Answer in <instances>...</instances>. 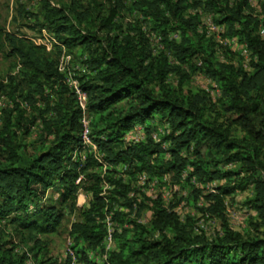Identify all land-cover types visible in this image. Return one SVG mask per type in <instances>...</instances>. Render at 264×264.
<instances>
[{
	"label": "trees",
	"instance_id": "16d2710c",
	"mask_svg": "<svg viewBox=\"0 0 264 264\" xmlns=\"http://www.w3.org/2000/svg\"><path fill=\"white\" fill-rule=\"evenodd\" d=\"M80 2L71 0L69 6H54L50 0H41L35 24L39 31L53 33L67 47L82 45L90 54L86 61L89 72L79 77L78 84L86 94L85 111L92 116L91 136L107 164L105 171H110L108 165L122 163L130 174H167L178 182L225 179V184L215 187L216 192L193 190L196 198H204L201 209L221 219L223 231L209 239L184 230L177 213L156 201L149 226L160 232L158 239L142 238L143 225L134 223L136 231L130 241L129 229L122 228L118 234L115 226L112 236L119 238L118 246L106 250L102 241L107 235L105 219L110 210L104 208L112 204L100 194V176L86 173L87 178L76 183L78 170L97 163L89 153L83 162L72 158L82 144V108L77 94L62 80L58 57L46 52L44 45L11 32L5 33V41L20 60L18 70L8 77L15 84L12 91L24 82L28 90L19 97L33 104L34 95L43 93L44 85L60 80L61 89L53 90L56 101L52 106L47 103L46 110L51 114L42 117L36 140L25 139L36 117L24 118L19 101L14 99L11 108L1 111L0 220L34 240L33 249L40 243L37 236L56 232L63 219L61 207L46 202L49 190L60 193L61 203L70 200L73 205L82 187L91 197L83 219L72 222L69 230L74 240L84 245L73 252L81 264H264V36L259 33L260 24L264 25V0L260 1L259 14L247 11L248 0H193L194 6L210 11L217 23L225 25L228 36L246 45L248 68L218 58L212 36L199 26L196 15L185 12L189 6L185 0L131 3L143 11V19L161 28L163 48L156 53L140 26H128L122 35L114 33L122 27L115 19L125 7L124 0H115L105 13L95 16L81 8ZM97 22L106 31L102 38L93 31ZM171 30L178 31L177 38L171 36ZM93 43L98 47L94 48ZM181 63L217 82L226 121L207 115L204 93L184 94L181 86L166 81ZM64 92H68L65 100ZM126 99L129 103L125 107L114 106ZM155 114L167 125L165 134L154 139L148 131L146 139L119 147L133 124L143 123ZM231 126L242 135L234 136ZM107 178L116 193L126 197L129 184L113 175ZM249 186L253 193L246 204L255 214L247 223L255 233L245 235L225 222L223 200L235 189ZM124 203L130 209L138 206V211L143 206L137 198H125ZM112 214L113 219L124 220L120 210ZM165 230H169L168 236ZM87 248H101L105 258L92 259ZM25 256L17 247L0 244V264H27Z\"/></svg>",
	"mask_w": 264,
	"mask_h": 264
},
{
	"label": "rangeland",
	"instance_id": "374dc122",
	"mask_svg": "<svg viewBox=\"0 0 264 264\" xmlns=\"http://www.w3.org/2000/svg\"><path fill=\"white\" fill-rule=\"evenodd\" d=\"M115 0H81V8H86L93 12V16L100 12L105 13ZM135 0H124L125 7L120 10L116 16V24H121L120 29H116L114 33L122 35L128 31L127 27L140 26L145 33L150 48L153 52H158L163 48L162 41L160 40L161 28L149 21L143 19V11L136 9L131 3ZM189 3L187 14L196 15L198 17V24L202 29L206 30L207 35L212 36L213 41L217 47V56L221 61L231 62L235 66L241 64L244 68H248L249 64V51L244 52V43L238 38L231 37L226 34V27L222 23H217L214 19V14L198 5L194 6L193 0H185ZM261 0H248V12L259 14ZM54 6H69L71 0H50ZM41 0H0V116L3 108H11L13 100L20 102L21 113L24 118L35 116V122L30 126L28 135L25 139L36 140L38 138L40 128L42 127V117L48 116L51 112H47V103L50 106L54 104L57 98L53 90H60V80L56 83L50 82L44 85L43 93L34 95V103H26L19 94L25 93L28 86L22 82L19 83L16 91L13 90V84L9 80V76L14 74L20 66V60L17 56L10 52V47L5 41V33L11 32L18 36L25 38L35 44L45 45L46 52L50 53L53 57H58L57 68L62 73V80L72 88L73 81L78 83L79 77L87 74L86 61L89 58L88 50L83 48L82 45H75L67 47L59 38L47 30L39 31L36 28V15L39 12ZM218 16V15H216ZM87 31L85 29L84 33ZM93 31L98 33L102 38L105 36L106 31L100 27L97 22ZM171 36L178 37L177 30H171ZM95 48L98 47L97 43L92 44ZM92 48V47H91ZM183 77L182 82L180 78ZM18 79L15 82L18 83ZM166 81L174 86H181L184 94H205V102L207 106V115L210 118H217L219 122L226 121V114L221 107V89L217 82L211 79L203 72L192 71L186 64L181 63L178 65V70L171 72L167 75ZM9 82V85H7ZM53 86V87H52ZM68 96V92H64L62 98ZM14 100V101H15ZM129 100H123L114 106L117 108L125 107ZM49 106V107H50ZM17 112V110L15 111ZM87 117L92 119V116L86 112ZM161 121L160 115L155 114L153 118L147 119L143 123L133 124L129 130L126 131L122 138V144L119 147H124L134 142L144 140L147 137L148 131L152 138L158 139L160 136L167 132V125ZM17 129V128H15ZM231 131L234 136L240 137L242 132L235 126H231ZM20 134L21 130H17ZM89 154L93 155V152ZM165 151L163 156H167ZM72 158L83 162L81 155L73 153ZM97 163L90 164L85 170H78L76 183L83 182L87 175L86 173H97L100 176L99 184L102 188L101 195L104 196L112 206H105L104 210L110 211L106 213L105 224L107 232H113L117 226L118 234L122 228H128L129 232L127 238L131 241L135 234V224L143 225L144 229H140L141 236L144 239L155 240L160 237V232L152 229L149 226L150 218L153 214V209L156 207L155 202L158 201L162 207L169 210H174L177 213L179 224L182 229L192 233L202 234L211 239L215 238L223 231V225L220 218L210 215L206 210L203 211L204 198L199 195L197 198L194 196V188L202 190V192H216V186L226 183L223 178L212 179L205 183L193 181L190 183L178 182L169 177L167 174L148 176L146 173L135 171L133 174L128 173V167L125 164L118 163L116 165H108L110 171H105L107 164L99 158L94 156ZM101 159V160H100ZM99 162V163H98ZM108 175H113L114 179L121 178L124 183L129 184V189L126 191V197L116 193L114 185L107 178ZM94 179V178H93ZM94 181V180H93ZM87 184V183H86ZM253 193L252 187L249 186L244 190L235 189L232 193L224 196V208L227 224L235 231H241L243 234H254L255 231L251 229L247 223L248 218L255 214V212L248 207L246 200ZM91 195L82 187L78 190L77 197L73 205H70V200L60 202V193L51 188L47 194L46 202L55 206L61 207L63 212V219L56 232L40 234L37 236L40 243L34 246V240L29 239V236L23 231H15L7 224L6 220H0V244L5 247H17L19 253H26L27 264H39L44 261L45 264H66L70 259L69 264H81L77 261L75 252L80 246H84L81 242L74 240L70 235V225L74 221L83 219V210L87 207ZM137 198L142 200L143 206L140 211L137 210L138 206H133L130 209L125 205V198ZM136 205V203H135ZM112 207V208H111ZM107 209V210H106ZM120 210L124 214V220L113 219V212ZM135 223V224H134ZM167 236L169 230L164 232ZM107 237V236H106ZM106 237L102 241V245L107 250V245L111 249L116 248L119 238L111 237L109 242ZM74 246V247H73ZM74 251H72V249ZM108 248V249H110ZM72 254H71V252ZM102 249L97 250L87 248L88 255L99 261L104 259Z\"/></svg>",
	"mask_w": 264,
	"mask_h": 264
},
{
	"label": "built area",
	"instance_id": "2783aa9c",
	"mask_svg": "<svg viewBox=\"0 0 264 264\" xmlns=\"http://www.w3.org/2000/svg\"><path fill=\"white\" fill-rule=\"evenodd\" d=\"M42 30H45V29H42ZM259 33L261 34V36H264V25H262V24H260ZM38 45H40V44H38ZM247 51H248L247 47H246V45H244V52H247ZM71 85H73L72 88L75 91V93L77 94L79 104L82 108V116L80 118V122H81V126H82L81 131H80L82 144H81L80 149L77 150V152H78V154L81 155V158L84 161L86 159L88 153L93 152L95 157L98 156L99 153L97 150V145L91 136V125H90L91 119L89 117H87L86 111H85L86 94L84 91L81 90V88L79 87V84L76 83V81H73V83H71ZM76 153H75V155H76ZM99 158H100V155H99ZM106 236H107L106 239L110 242L111 237H112V233L107 232ZM106 247H107V249L110 248L109 244ZM71 254H72V252H71Z\"/></svg>",
	"mask_w": 264,
	"mask_h": 264
}]
</instances>
